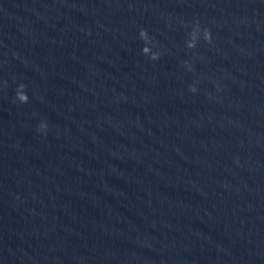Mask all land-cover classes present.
I'll use <instances>...</instances> for the list:
<instances>
[{
    "label": "clouds",
    "instance_id": "obj_1",
    "mask_svg": "<svg viewBox=\"0 0 264 264\" xmlns=\"http://www.w3.org/2000/svg\"><path fill=\"white\" fill-rule=\"evenodd\" d=\"M139 38L144 42V46L142 48V54L147 56L150 60L156 61L160 59L161 53L159 51H154V47L156 46L153 38L149 35L148 30L141 28L139 31ZM203 40L206 43H212V33L211 30L207 27L202 28L199 20H197L192 26L190 31L187 34V39L185 41V45L188 49H195L198 47L200 41ZM188 67L189 71H192V64L189 61L184 62ZM4 86L7 87V82H4ZM26 85L21 83L18 85L16 89V97L15 99L20 103H27L29 100V96L26 92ZM217 87H219L217 85ZM189 91L192 93H196L198 88L195 84L189 86ZM48 124L46 121H42L38 125V130L46 135L47 134Z\"/></svg>",
    "mask_w": 264,
    "mask_h": 264
}]
</instances>
